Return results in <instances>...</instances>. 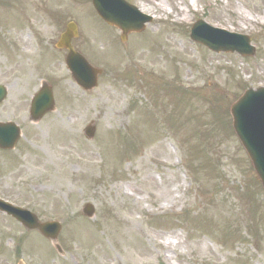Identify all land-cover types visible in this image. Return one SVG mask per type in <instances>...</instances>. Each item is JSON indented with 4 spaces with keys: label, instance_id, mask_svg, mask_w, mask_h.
Segmentation results:
<instances>
[{
    "label": "rangeland",
    "instance_id": "rangeland-1",
    "mask_svg": "<svg viewBox=\"0 0 264 264\" xmlns=\"http://www.w3.org/2000/svg\"><path fill=\"white\" fill-rule=\"evenodd\" d=\"M127 1L154 20L121 42L91 0H0V122L22 131L0 151V198L62 224L60 255L0 212V264H264V190L230 114L264 87V0ZM198 20L254 57L193 43ZM69 22L103 71L90 92L55 49ZM43 81L56 111L33 123Z\"/></svg>",
    "mask_w": 264,
    "mask_h": 264
},
{
    "label": "water",
    "instance_id": "water-1",
    "mask_svg": "<svg viewBox=\"0 0 264 264\" xmlns=\"http://www.w3.org/2000/svg\"><path fill=\"white\" fill-rule=\"evenodd\" d=\"M98 15L110 26L119 28L123 32L122 40H126L129 33L142 32L145 25L152 21L151 17L143 15L134 6L124 0H93ZM75 28L69 26L63 35L59 48H67V66L77 84L87 91L98 84L101 70L93 68L86 59L70 47ZM77 37V27H76ZM192 39L213 52L239 53L242 56L253 57L255 49L251 46V39L247 36L233 35L210 27L205 22H198L192 30ZM7 91L0 86V103L5 99ZM56 109L52 88L43 83L40 91L35 95L31 105V121L38 123L47 113ZM233 126L242 145L247 151L253 167L264 188V88L256 91L250 89L231 108ZM95 129L87 130V137L92 139ZM21 137L20 129L13 123H0V149L13 150ZM0 210L11 215L28 230H38L44 237L57 243L61 231L59 223H40L37 217L29 211L12 207L0 201ZM84 213L92 217L94 210L87 205ZM60 251V247L56 245Z\"/></svg>",
    "mask_w": 264,
    "mask_h": 264
},
{
    "label": "flooded vegetation",
    "instance_id": "flooded-vegetation-1",
    "mask_svg": "<svg viewBox=\"0 0 264 264\" xmlns=\"http://www.w3.org/2000/svg\"><path fill=\"white\" fill-rule=\"evenodd\" d=\"M61 35H62V34H61ZM75 41H76V40H73V41H72L73 46H75Z\"/></svg>",
    "mask_w": 264,
    "mask_h": 264
},
{
    "label": "bare ground",
    "instance_id": "bare-ground-1",
    "mask_svg": "<svg viewBox=\"0 0 264 264\" xmlns=\"http://www.w3.org/2000/svg\"><path fill=\"white\" fill-rule=\"evenodd\" d=\"M145 10H146V9H144V8L141 9L142 12H145Z\"/></svg>",
    "mask_w": 264,
    "mask_h": 264
}]
</instances>
